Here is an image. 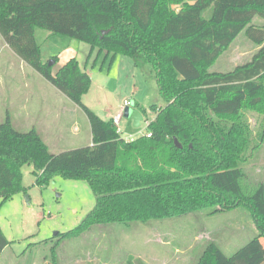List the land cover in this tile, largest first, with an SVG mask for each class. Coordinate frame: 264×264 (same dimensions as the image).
Here are the masks:
<instances>
[{
	"label": "trees",
	"instance_id": "obj_1",
	"mask_svg": "<svg viewBox=\"0 0 264 264\" xmlns=\"http://www.w3.org/2000/svg\"><path fill=\"white\" fill-rule=\"evenodd\" d=\"M254 18L264 21V0H0L4 43L85 113L92 144L52 154L36 130L17 131L7 115L0 124V206L25 190L21 170L31 165L36 185L59 176L92 191L93 209L70 237L98 225L245 207L256 237L230 257L210 242L197 264H264V185L242 188L247 135L238 124L244 108L264 113V25ZM35 28L87 44L89 56L97 50L150 66L165 105L150 107V121L146 110L134 109L151 136L126 141L112 120L83 105L89 75L75 58L52 74L40 60ZM242 31L258 47L251 60L226 73L208 71ZM8 244L0 229V255ZM125 264L144 262L129 257Z\"/></svg>",
	"mask_w": 264,
	"mask_h": 264
},
{
	"label": "rangeland",
	"instance_id": "obj_2",
	"mask_svg": "<svg viewBox=\"0 0 264 264\" xmlns=\"http://www.w3.org/2000/svg\"><path fill=\"white\" fill-rule=\"evenodd\" d=\"M252 23L264 25L258 18ZM244 32L208 71L226 73L251 60L258 47ZM34 38L41 62H53L52 74L71 57L79 62L91 81L81 102L102 120L109 119V112L115 114L125 100L131 103L120 120L118 133L123 139L133 141L147 134V121L133 127L125 112L138 104L150 121L154 118L150 107L165 105L150 66L138 68L127 56L105 57L97 50L89 56L87 44L41 28L34 29ZM53 57L58 58L56 62ZM50 91L56 90L15 56L0 36V124L8 115L17 131L36 130L52 154L91 146L87 117L72 101L61 96L57 110L51 112L37 105L39 96ZM238 124L247 135L241 185L253 192L264 185V113L244 108ZM32 171L31 165L22 167L25 190L0 206V229L9 242L0 264H125L129 257L140 258L144 264H197L210 242L230 257L258 234L249 210L239 207L216 214L207 209L146 224L98 225L78 236H65L93 209L92 191L83 181L59 176L36 185ZM261 243L264 246V238Z\"/></svg>",
	"mask_w": 264,
	"mask_h": 264
},
{
	"label": "crops",
	"instance_id": "obj_3",
	"mask_svg": "<svg viewBox=\"0 0 264 264\" xmlns=\"http://www.w3.org/2000/svg\"><path fill=\"white\" fill-rule=\"evenodd\" d=\"M71 58H74V57H71ZM71 58H69V59H71ZM58 59V58H57ZM68 59V60H69ZM56 90V89H55ZM57 91V90H56ZM55 91V92H56ZM54 91H50V94H43V95H41V96H39V98H38V106L41 108V109H43V110H45V111H56L57 109H56V103H57V101L61 98V96H64V95H62L61 93H59L58 91V93L56 92L55 93ZM38 94V93H37ZM60 94V95H59ZM39 95V94H38ZM60 104V101L57 103V105H59ZM76 106V105H75ZM86 106V105H85ZM88 108V107H87ZM120 108H121V106L117 109V112H115V114H111L109 111H107V112H109V114H110V116H109V119L108 120H104V121H109V120H111V119H113V117L114 116H116L117 115V113L120 111ZM135 110V109H134ZM56 113H61V110H59L58 112H56ZM100 117V116H99ZM102 119V118H101ZM79 131V130H78ZM77 132V131H76ZM126 140V139H125ZM131 140V139H130ZM89 145H92L91 144V133H90V144Z\"/></svg>",
	"mask_w": 264,
	"mask_h": 264
},
{
	"label": "water",
	"instance_id": "obj_4",
	"mask_svg": "<svg viewBox=\"0 0 264 264\" xmlns=\"http://www.w3.org/2000/svg\"><path fill=\"white\" fill-rule=\"evenodd\" d=\"M52 63L53 62L49 63L48 66L51 67ZM125 114L130 115L133 127H139L140 122L143 120V116L138 110H126ZM174 143L178 148H181L180 144L176 139H174Z\"/></svg>",
	"mask_w": 264,
	"mask_h": 264
},
{
	"label": "built area",
	"instance_id": "obj_5",
	"mask_svg": "<svg viewBox=\"0 0 264 264\" xmlns=\"http://www.w3.org/2000/svg\"><path fill=\"white\" fill-rule=\"evenodd\" d=\"M130 105H131V103L128 100H125L123 102L121 108H120V111L117 113L116 116L113 117L112 122L115 125V127L117 128V131H120V120H121V117H122V112H123L125 107L130 106ZM145 136L146 137H150L151 134L149 132H147V134ZM129 141H132V140H129Z\"/></svg>",
	"mask_w": 264,
	"mask_h": 264
}]
</instances>
